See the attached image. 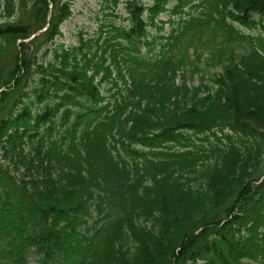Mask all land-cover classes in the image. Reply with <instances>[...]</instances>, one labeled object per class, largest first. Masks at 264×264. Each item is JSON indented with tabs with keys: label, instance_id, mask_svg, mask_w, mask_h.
I'll return each mask as SVG.
<instances>
[{
	"label": "trees",
	"instance_id": "obj_1",
	"mask_svg": "<svg viewBox=\"0 0 264 264\" xmlns=\"http://www.w3.org/2000/svg\"><path fill=\"white\" fill-rule=\"evenodd\" d=\"M71 2L0 0V264H264V0Z\"/></svg>",
	"mask_w": 264,
	"mask_h": 264
},
{
	"label": "rangeland",
	"instance_id": "obj_2",
	"mask_svg": "<svg viewBox=\"0 0 264 264\" xmlns=\"http://www.w3.org/2000/svg\"><path fill=\"white\" fill-rule=\"evenodd\" d=\"M71 5L73 15L62 25L60 30L63 32V37L56 38V43L66 45L75 43L76 40L73 35L78 28L93 27L95 25L90 18L96 16L95 13L100 8V0H72ZM8 61L10 60L8 59Z\"/></svg>",
	"mask_w": 264,
	"mask_h": 264
},
{
	"label": "bare ground",
	"instance_id": "obj_3",
	"mask_svg": "<svg viewBox=\"0 0 264 264\" xmlns=\"http://www.w3.org/2000/svg\"><path fill=\"white\" fill-rule=\"evenodd\" d=\"M85 28H87V27H85Z\"/></svg>",
	"mask_w": 264,
	"mask_h": 264
}]
</instances>
